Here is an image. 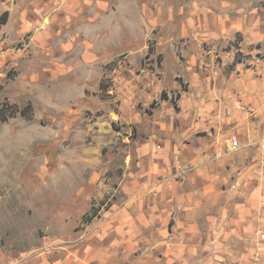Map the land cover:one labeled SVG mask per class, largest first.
<instances>
[{
    "label": "rangeland",
    "instance_id": "obj_1",
    "mask_svg": "<svg viewBox=\"0 0 264 264\" xmlns=\"http://www.w3.org/2000/svg\"><path fill=\"white\" fill-rule=\"evenodd\" d=\"M188 2L137 0L148 11L153 34L117 49L112 43L100 60L83 65L79 49L71 50L64 58L70 74L61 78L52 75L46 48L31 49L30 34L11 41L0 33V120L10 115L9 106L19 109L0 122V264H166L161 240L173 235L161 233L160 212L171 205L177 211V197L180 219H188L185 208L191 207L190 218L199 220V234L181 237L192 245L191 253H183L185 264H205L198 260L209 257L206 246L219 236L209 234L206 219L217 207L236 210L254 196L259 211L251 239L264 229V171L252 178L240 171L251 160L264 164V155L236 158L237 169L225 174L228 181L213 188L208 172L199 170L201 162L169 163L170 155L153 157L162 145L147 148L142 110L153 114L165 70L176 71L168 54L164 70L165 51L173 46L157 37L156 20ZM258 4L264 15V0ZM173 56L189 60L178 50ZM223 60L219 53L211 59L214 66ZM176 80L185 90V80ZM139 91L149 100L147 108L145 98L131 96ZM161 95L178 105L179 92ZM7 172L13 175L7 178ZM173 219L170 230L177 224Z\"/></svg>",
    "mask_w": 264,
    "mask_h": 264
},
{
    "label": "crops",
    "instance_id": "obj_2",
    "mask_svg": "<svg viewBox=\"0 0 264 264\" xmlns=\"http://www.w3.org/2000/svg\"><path fill=\"white\" fill-rule=\"evenodd\" d=\"M260 1L189 0L186 7L164 11L156 20L161 28L157 37L173 46V51H165L164 70L168 54L176 71L168 74L165 70L167 79L159 84L153 114L142 110L147 148L162 145L159 154L153 151V157L165 159L170 155L169 163L174 158H181L182 164L201 162L203 168L199 170L208 172V185L213 188L223 187L228 181L225 174L237 169L236 158L249 157L254 152L258 157L264 155V15ZM136 4L137 0H6L0 2V18L8 14L0 33L7 34L11 41L30 34L31 49L46 48L51 54L52 75L66 77L71 67L64 58L71 50L79 49L77 60L83 65L100 60L110 52L112 43L117 49L119 44L143 43L153 34L148 11ZM225 46L229 49H223ZM174 50L188 55L189 60L176 61ZM216 53L224 57L221 66L211 61ZM238 55L247 60H239ZM258 56L262 63L254 65ZM178 76L185 80L187 89L177 82ZM167 89L180 93L178 105L171 96L160 98ZM137 95L145 98L147 108V96L140 91L131 96L136 100ZM231 137L239 139L240 150H231ZM240 171L246 173L243 177L252 178L264 171V164L251 160ZM217 200L213 197L211 203ZM175 204L178 212L172 205L160 212L161 233L173 235L172 239H162L161 244L166 264H185L189 259L183 253H191L192 245L183 244L181 237L199 234V220L190 218L191 207L185 208L188 219L181 220V197ZM243 205L236 210L217 207L207 217L209 234L217 232L219 239L206 246L209 257L198 261L254 264L251 225L257 218L259 203L251 196ZM172 219L177 224L170 230ZM261 257L258 264H264V248Z\"/></svg>",
    "mask_w": 264,
    "mask_h": 264
},
{
    "label": "built area",
    "instance_id": "obj_3",
    "mask_svg": "<svg viewBox=\"0 0 264 264\" xmlns=\"http://www.w3.org/2000/svg\"><path fill=\"white\" fill-rule=\"evenodd\" d=\"M261 60L256 59L254 61L255 64H260ZM230 146L232 151H238L242 148V144L236 137L230 138ZM264 248V229L260 228L255 231V253H254V261L259 262L261 258V253Z\"/></svg>",
    "mask_w": 264,
    "mask_h": 264
},
{
    "label": "trees",
    "instance_id": "obj_4",
    "mask_svg": "<svg viewBox=\"0 0 264 264\" xmlns=\"http://www.w3.org/2000/svg\"><path fill=\"white\" fill-rule=\"evenodd\" d=\"M7 17H8V14L7 13L3 14V16L0 18V25H3V24H5L7 22ZM9 108H10V110H12L11 113H10V115L7 116V118L1 119L0 122L1 121H7V119L9 117H15L19 113V109L17 107H15V106H11L10 107L9 106L8 109ZM7 111L8 110H6V112ZM20 113L22 114V116L27 115V111L26 110L20 111Z\"/></svg>",
    "mask_w": 264,
    "mask_h": 264
},
{
    "label": "bare ground",
    "instance_id": "obj_5",
    "mask_svg": "<svg viewBox=\"0 0 264 264\" xmlns=\"http://www.w3.org/2000/svg\"><path fill=\"white\" fill-rule=\"evenodd\" d=\"M11 174H12V173H11ZM11 174H10V172H9V173L7 172V173L4 174V176L7 177V178H9ZM12 175H13V174H12ZM12 178H13V177H12Z\"/></svg>",
    "mask_w": 264,
    "mask_h": 264
}]
</instances>
